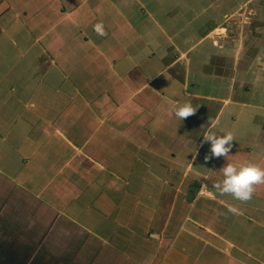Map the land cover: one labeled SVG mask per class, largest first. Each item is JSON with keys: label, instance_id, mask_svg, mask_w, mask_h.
Segmentation results:
<instances>
[{"label": "crops", "instance_id": "obj_1", "mask_svg": "<svg viewBox=\"0 0 264 264\" xmlns=\"http://www.w3.org/2000/svg\"><path fill=\"white\" fill-rule=\"evenodd\" d=\"M134 1L0 0V264H264V185L214 188L227 163L264 168V96L192 58V18L139 31ZM195 63L226 93L190 90ZM191 98L216 108L194 135L173 115Z\"/></svg>", "mask_w": 264, "mask_h": 264}, {"label": "rangeland", "instance_id": "obj_2", "mask_svg": "<svg viewBox=\"0 0 264 264\" xmlns=\"http://www.w3.org/2000/svg\"><path fill=\"white\" fill-rule=\"evenodd\" d=\"M135 2V1H134ZM148 11L137 2L125 8L130 20L139 31L147 29L153 32V23L149 20L151 12L159 22L180 29L184 36H189L188 27L184 25L190 18L192 34L199 40L192 58L197 61L199 53H204L203 59L208 67L209 75H220L229 78V84L244 89L245 97L257 99L264 96V0H143ZM131 8L133 14L131 16ZM198 16L194 19L195 9ZM166 11H164V10ZM164 12L166 13L164 15ZM150 29V30H149ZM188 31H187V30ZM180 33V34H181ZM204 35L207 38L201 39ZM184 44V43H183ZM187 44V43H186ZM207 52V54H206ZM206 55V56H205ZM191 74L192 91L201 94L222 95L226 93L218 79L211 76H202L199 64L195 63ZM203 70H207L206 68ZM232 83V84H231ZM218 90H221L218 92ZM189 99V98H188ZM191 102L198 107L194 115L184 119L185 130L191 135L197 134L211 122L216 108L212 105L206 107L205 100L191 98ZM263 99V98H262ZM264 100V99H263ZM182 103V104H183ZM209 104V103H208ZM178 131H181L179 128ZM182 132V131H181Z\"/></svg>", "mask_w": 264, "mask_h": 264}, {"label": "clouds", "instance_id": "obj_3", "mask_svg": "<svg viewBox=\"0 0 264 264\" xmlns=\"http://www.w3.org/2000/svg\"><path fill=\"white\" fill-rule=\"evenodd\" d=\"M94 30L98 35H106L102 24H97ZM175 103V101H170ZM198 107H194L191 102H185L173 109V115L180 121L194 115ZM234 137L231 132L224 135L209 134L205 136L204 142L210 143V156L206 159L225 158L230 156L233 147ZM223 174V180L215 183L214 188L220 195H230L233 199L246 203L252 200L256 186L264 185V168L258 164L248 163L245 165H235L227 163L220 170ZM228 211L234 215H241L240 209L236 206H230Z\"/></svg>", "mask_w": 264, "mask_h": 264}]
</instances>
